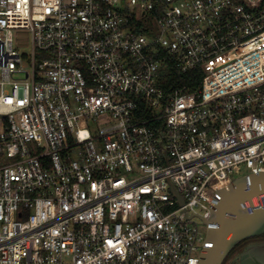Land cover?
Here are the masks:
<instances>
[{
	"label": "built area",
	"instance_id": "obj_1",
	"mask_svg": "<svg viewBox=\"0 0 264 264\" xmlns=\"http://www.w3.org/2000/svg\"><path fill=\"white\" fill-rule=\"evenodd\" d=\"M261 173L264 0H0V264H200Z\"/></svg>",
	"mask_w": 264,
	"mask_h": 264
},
{
	"label": "water",
	"instance_id": "obj_2",
	"mask_svg": "<svg viewBox=\"0 0 264 264\" xmlns=\"http://www.w3.org/2000/svg\"><path fill=\"white\" fill-rule=\"evenodd\" d=\"M230 211L232 217L229 219ZM206 222L214 225L210 237L213 245L200 264H224L238 244L264 234V174L237 178L220 193L212 218ZM248 249L232 263L245 262Z\"/></svg>",
	"mask_w": 264,
	"mask_h": 264
},
{
	"label": "flooded vegetation",
	"instance_id": "obj_3",
	"mask_svg": "<svg viewBox=\"0 0 264 264\" xmlns=\"http://www.w3.org/2000/svg\"><path fill=\"white\" fill-rule=\"evenodd\" d=\"M239 245V244H238ZM242 245L241 252L247 250L249 251V255L245 262H234L228 261V257L226 258L224 264L227 262V264H264V234L256 237H252L249 239H246L240 243ZM257 246V247H256Z\"/></svg>",
	"mask_w": 264,
	"mask_h": 264
},
{
	"label": "rangeland",
	"instance_id": "obj_4",
	"mask_svg": "<svg viewBox=\"0 0 264 264\" xmlns=\"http://www.w3.org/2000/svg\"><path fill=\"white\" fill-rule=\"evenodd\" d=\"M14 40L15 43L20 46V51L22 53H30L31 52V35L28 32H14ZM246 173V171H243ZM241 173V172H240ZM238 173V176H240ZM237 253V251H231L228 257V261L232 259V257ZM227 262L225 264H227Z\"/></svg>",
	"mask_w": 264,
	"mask_h": 264
},
{
	"label": "trees",
	"instance_id": "obj_5",
	"mask_svg": "<svg viewBox=\"0 0 264 264\" xmlns=\"http://www.w3.org/2000/svg\"><path fill=\"white\" fill-rule=\"evenodd\" d=\"M169 72L171 74L169 77L172 78V80H177L181 83H185V82L189 81V76H191V75L180 76L177 73L176 69H174L172 67L169 69ZM241 247H242V245H240V244L237 245L236 248L234 249V251H241L242 250Z\"/></svg>",
	"mask_w": 264,
	"mask_h": 264
}]
</instances>
